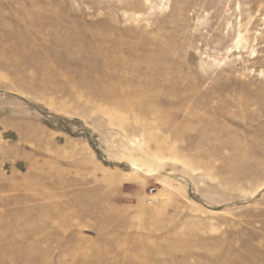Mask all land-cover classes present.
<instances>
[{
  "label": "rangeland",
  "instance_id": "1",
  "mask_svg": "<svg viewBox=\"0 0 264 264\" xmlns=\"http://www.w3.org/2000/svg\"><path fill=\"white\" fill-rule=\"evenodd\" d=\"M0 264H264V0H0Z\"/></svg>",
  "mask_w": 264,
  "mask_h": 264
}]
</instances>
